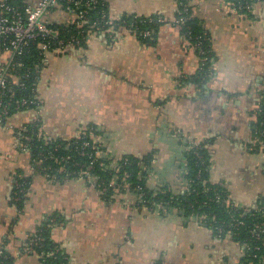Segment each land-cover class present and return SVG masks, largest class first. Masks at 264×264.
Wrapping results in <instances>:
<instances>
[{"label": "crops", "instance_id": "1", "mask_svg": "<svg viewBox=\"0 0 264 264\" xmlns=\"http://www.w3.org/2000/svg\"><path fill=\"white\" fill-rule=\"evenodd\" d=\"M189 5L211 36L215 63L207 84L189 80L199 58L175 24L176 0H108L112 17L161 16L156 43L121 33L111 44L97 35L82 49L51 55L37 87L41 108L0 124V243L13 264H41L21 249L48 216L57 218L50 235L68 264H238L243 247L215 238L196 218L150 212L129 194L106 202L83 180L53 182L34 174L19 148L20 132L38 118L53 139H71L93 124L111 156L152 154L150 189L168 185L182 193L184 143L209 142L210 180L224 183L242 207L264 199V154L251 147L253 111L264 95V1L248 16L222 0ZM8 58L0 50V65ZM18 174L30 179L22 207L13 200Z\"/></svg>", "mask_w": 264, "mask_h": 264}, {"label": "trees", "instance_id": "2", "mask_svg": "<svg viewBox=\"0 0 264 264\" xmlns=\"http://www.w3.org/2000/svg\"><path fill=\"white\" fill-rule=\"evenodd\" d=\"M176 1V20L183 18L178 25L180 33L199 58L198 70L189 80L200 88L203 84H207L213 75L215 55L211 36L202 21L194 16L189 0ZM222 1L237 14L248 16L251 9H243L240 4L250 1L258 3L264 0ZM6 4L20 11L32 5L27 0H6ZM62 7L67 6L64 4ZM55 11L51 9L50 13ZM108 12V2L100 3L89 11L91 23L99 21L102 15H107ZM159 17V15L143 17L123 14L121 27L129 30L130 33L135 29H152L153 34L147 38L133 35L142 44L152 46L156 43L159 27L164 23V21L160 23L156 21ZM49 26L59 30L60 36L65 40L76 37L79 32L75 27L63 23H53ZM0 50L3 51L1 48ZM45 66L36 42L28 43L20 54L13 56L9 74L15 76L27 74V77L21 79L22 86H16L11 79H7L6 90L1 91L5 92L2 102H10L8 117L42 106L40 102V104H29V109L27 106L14 108L20 103L19 100H35L40 73ZM9 90L14 92V97L8 98ZM258 108L260 109L256 111L253 120L251 147L253 153L264 154V137L259 136V131L264 129V95L259 100ZM41 126V122L27 125L23 132L30 137V140L27 142L21 140V143L29 146L26 152L34 174L48 176L47 179L57 183L71 179L83 180L93 186L106 202H114L118 196L129 194L134 196L138 207H145L150 212H158L159 215L164 216L176 211L184 220L194 217L209 229L215 238L245 247L238 264H264V199H258L255 206L247 208L246 211V207L238 205L229 198L224 183H213L210 180L212 159L209 142L184 143L185 189L182 193H174L168 185L155 189L147 186L148 172L151 173L152 170V154L142 157L111 156L102 143L96 140L101 133L95 125H87L71 139L49 138L39 131ZM14 180L16 198L13 200L17 207H22L30 179L18 174ZM103 188L106 190L103 191ZM56 221L57 218L54 216L45 217L25 242H32L31 249L27 250L23 247L22 252L36 254L41 264H68L67 256L51 239L50 227ZM39 238L42 241L37 245ZM5 243L6 241L0 243V264H13L14 258L5 249ZM153 264H161V262Z\"/></svg>", "mask_w": 264, "mask_h": 264}, {"label": "built area", "instance_id": "3", "mask_svg": "<svg viewBox=\"0 0 264 264\" xmlns=\"http://www.w3.org/2000/svg\"><path fill=\"white\" fill-rule=\"evenodd\" d=\"M108 0H37L36 3L27 6L24 11H20L18 8L10 7L6 4V0H0V48L4 52L9 53V58L4 64L0 65V124L5 122L9 117V105L10 102H2V96L6 90L7 79H11L14 85L22 86L21 79L26 78L27 74L15 76L9 74V66L13 60L15 54H20L28 43L36 42L37 48L40 50L43 56V62L48 64L50 56L56 53H65L70 48L82 49L83 46L97 35H103L109 43H115L121 38V33H129L134 36H141L147 38L153 34L152 29L146 30H133L130 33L121 27V15L118 17H112L109 12L107 15H102L99 21L91 23L89 17V11L94 9L100 3L105 4ZM177 2V1H176ZM65 4L67 7L63 8ZM177 4V3H176ZM255 2H246L240 4L243 9H252ZM51 9H55L56 15L59 19L57 21L50 20L48 14ZM234 11V9H233ZM156 21L163 22L164 20L160 16ZM183 21V18L175 20V24L179 25ZM53 23H63L69 27H75L78 29L79 37H72L68 40L62 39L59 30L50 27ZM190 46L189 42L185 40ZM191 47V46H190ZM14 97V92L9 90L8 98ZM20 103L14 106L15 109L25 107L31 103H39L40 99L38 93L35 100L22 99ZM39 106L37 109H40ZM29 109V108H28ZM260 108L258 106L253 111V116H256V111ZM41 122L38 118L34 123ZM42 131V126L39 128ZM259 136L264 137V129L259 131ZM21 140L26 142L30 140V137L26 136L23 130L20 132V145L19 148L23 151H27L28 144L21 143ZM255 141V140H254ZM151 174L148 172V175ZM48 178V176H45ZM112 184H110L111 186ZM18 185H16V188ZM106 189L103 188V191ZM248 207L245 208V210ZM248 211V209L246 210ZM37 245L42 241L41 238L37 239ZM31 243H24V248L30 250ZM245 248V247H244ZM243 248V249H244Z\"/></svg>", "mask_w": 264, "mask_h": 264}, {"label": "rangeland", "instance_id": "4", "mask_svg": "<svg viewBox=\"0 0 264 264\" xmlns=\"http://www.w3.org/2000/svg\"><path fill=\"white\" fill-rule=\"evenodd\" d=\"M185 43H186V41H185ZM187 44V46L189 47V45H188V43H186ZM193 49V48H192ZM194 50V49H193ZM213 67H214V64H213ZM197 70H198V68H197ZM212 72H213V74H214V70H212ZM212 77H213V75H212ZM106 136V135H105ZM101 141H104V137H102V139H101ZM105 142H106V139H105ZM105 145H106V147H109V144H107V142L106 143H104Z\"/></svg>", "mask_w": 264, "mask_h": 264}]
</instances>
